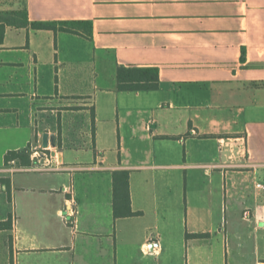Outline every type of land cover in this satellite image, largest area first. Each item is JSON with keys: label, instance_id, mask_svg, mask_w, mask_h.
Here are the masks:
<instances>
[{"label": "crops", "instance_id": "0c3cea01", "mask_svg": "<svg viewBox=\"0 0 264 264\" xmlns=\"http://www.w3.org/2000/svg\"><path fill=\"white\" fill-rule=\"evenodd\" d=\"M25 1L85 23L0 28V264H264V0ZM119 65L157 87L118 90ZM43 132L54 169L5 166Z\"/></svg>", "mask_w": 264, "mask_h": 264}, {"label": "trees", "instance_id": "16d2710c", "mask_svg": "<svg viewBox=\"0 0 264 264\" xmlns=\"http://www.w3.org/2000/svg\"><path fill=\"white\" fill-rule=\"evenodd\" d=\"M14 3L11 1L9 3ZM20 7L11 10H0V28L5 25L24 27L29 25L33 29H49L54 32H77L85 22L73 20H45L29 21L27 18L26 1H19ZM244 58V51L243 57ZM118 90L140 91L155 89L158 85V70L155 67H125L119 65L116 70ZM30 146L17 150H9L4 155V164L15 160L19 165H28ZM129 172L115 170L112 172V206L115 218L136 215L130 207ZM0 222V228L4 225Z\"/></svg>", "mask_w": 264, "mask_h": 264}, {"label": "built area", "instance_id": "2783aa9c", "mask_svg": "<svg viewBox=\"0 0 264 264\" xmlns=\"http://www.w3.org/2000/svg\"><path fill=\"white\" fill-rule=\"evenodd\" d=\"M53 150L51 147L43 148L40 143L30 148L29 159L30 163L27 166H22L20 170H52L60 162L58 160V155L55 150V155H51L50 151ZM16 165L15 160H10L5 166L9 169H13ZM256 188L260 191H264V180L256 184ZM71 193V192H70ZM72 201V198H70ZM69 204V209L66 211L68 215L73 216L75 214V209Z\"/></svg>", "mask_w": 264, "mask_h": 264}, {"label": "water", "instance_id": "95a60500", "mask_svg": "<svg viewBox=\"0 0 264 264\" xmlns=\"http://www.w3.org/2000/svg\"><path fill=\"white\" fill-rule=\"evenodd\" d=\"M39 143L41 147L48 148L51 147L53 150L50 151L51 155H55V148L57 147V140L55 133L43 132L39 137ZM59 161H60V155Z\"/></svg>", "mask_w": 264, "mask_h": 264}, {"label": "rangeland", "instance_id": "374dc122", "mask_svg": "<svg viewBox=\"0 0 264 264\" xmlns=\"http://www.w3.org/2000/svg\"><path fill=\"white\" fill-rule=\"evenodd\" d=\"M9 4H11V5H12V4H13V2H12V3H9V2H5V3H4V2H0V5H9Z\"/></svg>", "mask_w": 264, "mask_h": 264}]
</instances>
